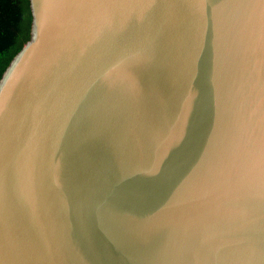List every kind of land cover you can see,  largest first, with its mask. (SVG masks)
<instances>
[{
    "label": "water",
    "instance_id": "1",
    "mask_svg": "<svg viewBox=\"0 0 264 264\" xmlns=\"http://www.w3.org/2000/svg\"><path fill=\"white\" fill-rule=\"evenodd\" d=\"M28 6L0 264H264V0Z\"/></svg>",
    "mask_w": 264,
    "mask_h": 264
},
{
    "label": "trees",
    "instance_id": "2",
    "mask_svg": "<svg viewBox=\"0 0 264 264\" xmlns=\"http://www.w3.org/2000/svg\"><path fill=\"white\" fill-rule=\"evenodd\" d=\"M28 0H0V76L28 40Z\"/></svg>",
    "mask_w": 264,
    "mask_h": 264
}]
</instances>
